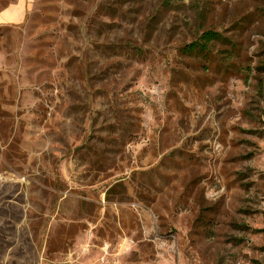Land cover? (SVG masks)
Listing matches in <instances>:
<instances>
[{"label":"rangeland","instance_id":"obj_1","mask_svg":"<svg viewBox=\"0 0 264 264\" xmlns=\"http://www.w3.org/2000/svg\"><path fill=\"white\" fill-rule=\"evenodd\" d=\"M26 4L0 28V264H264V0Z\"/></svg>","mask_w":264,"mask_h":264},{"label":"crops","instance_id":"obj_2","mask_svg":"<svg viewBox=\"0 0 264 264\" xmlns=\"http://www.w3.org/2000/svg\"><path fill=\"white\" fill-rule=\"evenodd\" d=\"M27 15L26 0H17L15 3L0 9V28L21 25Z\"/></svg>","mask_w":264,"mask_h":264},{"label":"trees","instance_id":"obj_3","mask_svg":"<svg viewBox=\"0 0 264 264\" xmlns=\"http://www.w3.org/2000/svg\"><path fill=\"white\" fill-rule=\"evenodd\" d=\"M222 36L213 31L203 32L200 36L196 38L193 42L186 45L181 51L186 56L191 55H203L209 52V47L211 44L221 41Z\"/></svg>","mask_w":264,"mask_h":264}]
</instances>
